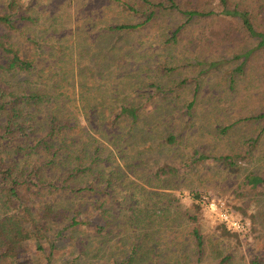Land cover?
I'll list each match as a JSON object with an SVG mask.
<instances>
[{
  "label": "trees",
  "instance_id": "obj_1",
  "mask_svg": "<svg viewBox=\"0 0 264 264\" xmlns=\"http://www.w3.org/2000/svg\"><path fill=\"white\" fill-rule=\"evenodd\" d=\"M41 2L0 0V264H204L195 202L250 165L264 264V0Z\"/></svg>",
  "mask_w": 264,
  "mask_h": 264
},
{
  "label": "rangeland",
  "instance_id": "obj_2",
  "mask_svg": "<svg viewBox=\"0 0 264 264\" xmlns=\"http://www.w3.org/2000/svg\"><path fill=\"white\" fill-rule=\"evenodd\" d=\"M33 5L35 4H43L44 0H29ZM264 162V161H263ZM256 167L258 163L255 164ZM213 170V169H212ZM254 171L253 167L250 165L249 168H240V170L232 173L235 177H228L223 175L221 172H215L213 174L215 177L216 182L213 183L214 190L207 192H201L198 201L195 202L198 205V210L200 213V224L202 226V230L205 235L206 240V248H207V255L205 256L204 264H207L211 259H220L224 255H231L233 256V264H247L248 257L250 256V251L253 250V243H254V233L252 230V223L250 220V215L255 210L256 201L258 199L257 195H252L254 192H249L251 200L247 201L245 194L241 196V190H238L237 187L240 184V179L244 178V174L248 172ZM227 184L224 188L223 186ZM226 189H229L226 191ZM215 192V193H214ZM245 192V191H244ZM175 196L179 200L180 204L183 207H190L193 202L189 195V193L185 190H177L174 192ZM218 195H223L220 198ZM204 197H209L207 199H220L225 201V204L228 208L234 210L233 207L243 205L244 203L250 202V206L248 208L246 216L242 215L240 212L234 210L239 215H242L243 218L247 221L250 231L248 236H233L234 234L225 230L222 225H220L212 215L213 213L206 208V206L202 203ZM229 204V205H228ZM218 227H222L223 230L230 233V237H221L220 231L217 229ZM220 237V238H219Z\"/></svg>",
  "mask_w": 264,
  "mask_h": 264
},
{
  "label": "built area",
  "instance_id": "obj_3",
  "mask_svg": "<svg viewBox=\"0 0 264 264\" xmlns=\"http://www.w3.org/2000/svg\"><path fill=\"white\" fill-rule=\"evenodd\" d=\"M207 198L209 197H204L202 203L213 213L214 219L225 230L241 236H248L250 228L247 221L241 215L228 208L224 201Z\"/></svg>",
  "mask_w": 264,
  "mask_h": 264
}]
</instances>
